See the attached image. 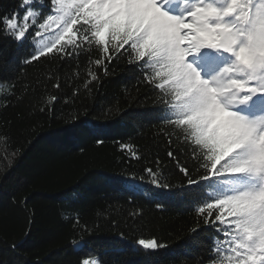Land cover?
Listing matches in <instances>:
<instances>
[{
    "label": "trees",
    "instance_id": "trees-1",
    "mask_svg": "<svg viewBox=\"0 0 264 264\" xmlns=\"http://www.w3.org/2000/svg\"><path fill=\"white\" fill-rule=\"evenodd\" d=\"M20 3L0 0V17ZM32 50L0 35V136L9 138L0 141V264H81L89 256L106 264H197L203 256L209 264L204 249L216 230L197 216L179 170L195 175V161L175 136L176 157L167 155L161 130L171 128L155 118L157 93L129 64V46L107 73L91 65L99 79L89 90L95 45L78 59L53 54L23 63ZM51 95L59 97L54 110L41 112ZM121 143L133 145L139 159ZM147 168L163 172L171 187L151 184ZM140 238L169 247L147 255L135 243Z\"/></svg>",
    "mask_w": 264,
    "mask_h": 264
},
{
    "label": "snow or ice",
    "instance_id": "snow-or-ice-1",
    "mask_svg": "<svg viewBox=\"0 0 264 264\" xmlns=\"http://www.w3.org/2000/svg\"><path fill=\"white\" fill-rule=\"evenodd\" d=\"M0 35L33 46L25 64L53 54L78 59L95 45L100 55L89 57L85 90L128 45L129 64L157 93L155 118L171 128L161 130L167 155L176 157L175 136L195 161V175L179 170L197 216L216 230L204 249L209 264H264V0H21L0 17ZM58 99L49 96L40 111H53ZM8 139L0 136L6 145ZM120 147L139 159L133 145ZM145 171L151 184L171 187L163 172ZM135 243L147 255L169 247L155 238ZM192 251L184 255L191 259ZM81 264L106 262L89 256Z\"/></svg>",
    "mask_w": 264,
    "mask_h": 264
}]
</instances>
